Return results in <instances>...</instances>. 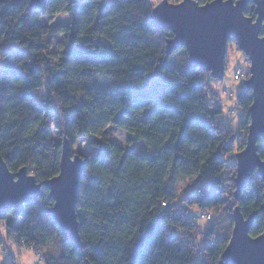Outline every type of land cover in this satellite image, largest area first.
Listing matches in <instances>:
<instances>
[{
	"label": "trees",
	"instance_id": "trees-1",
	"mask_svg": "<svg viewBox=\"0 0 264 264\" xmlns=\"http://www.w3.org/2000/svg\"><path fill=\"white\" fill-rule=\"evenodd\" d=\"M30 1L0 0V155L10 171L26 166L43 182L59 173L65 139L72 149L89 143L88 154L77 152L86 163L76 205L83 245L49 215L47 190L22 213L0 214L9 238L42 253L44 264H225L236 206L245 217L256 213L249 233L259 236L264 180L254 173L236 199L229 161L237 137L246 145L252 91L242 85L235 130L187 49L167 53L173 33L152 25L153 0H40L29 9ZM245 11L255 16V4ZM60 13L68 24L43 23ZM109 125L127 131V147L109 139ZM195 176L212 191L191 189L177 204L178 179ZM191 207L212 213L207 226L188 217ZM55 239L59 254L47 249Z\"/></svg>",
	"mask_w": 264,
	"mask_h": 264
},
{
	"label": "water",
	"instance_id": "water-1",
	"mask_svg": "<svg viewBox=\"0 0 264 264\" xmlns=\"http://www.w3.org/2000/svg\"><path fill=\"white\" fill-rule=\"evenodd\" d=\"M39 1L31 0L28 8L36 7ZM250 2L255 4V16L246 15ZM151 15L153 26L173 33L166 42L167 53L185 47L194 70L209 72L217 79L223 77L231 39L250 62V76L244 85L252 91L253 103L248 109L251 123L244 149L235 154L234 196L238 199L254 173L264 180V158L259 155V150L264 147V0H212L204 4L184 0L182 6L172 2L162 4L161 0ZM61 152L59 173L43 182L30 174L26 166L17 172L10 171L0 155V214L7 215L10 210L22 213L25 204L39 200L48 189L49 197L54 201L48 208L49 215L64 237L81 248L83 240L76 205L86 163L82 155L73 152L67 139L62 143ZM262 210L264 212V206ZM233 212L232 235L222 254L224 263L264 264V229L255 241L249 233L256 213L245 217L239 206ZM85 263L92 264L88 260Z\"/></svg>",
	"mask_w": 264,
	"mask_h": 264
},
{
	"label": "rangeland",
	"instance_id": "rangeland-1",
	"mask_svg": "<svg viewBox=\"0 0 264 264\" xmlns=\"http://www.w3.org/2000/svg\"><path fill=\"white\" fill-rule=\"evenodd\" d=\"M155 3H159L161 0H153ZM172 3H177L178 0H170ZM43 23L47 25H60V24H68L70 22L69 15L66 13H60L56 15H49L42 18ZM64 39V34L55 35L52 38V41L55 43H60ZM227 66L226 72L221 78H214L211 76L209 72L203 71V76L206 80L208 91H213L215 93V101L217 103H221L223 105V113L220 118L224 120L225 123H230L232 127L237 130L239 128V122L242 119L243 111L238 107V96L241 93L242 85L244 84V79L236 80L234 78V74L236 71L242 70L245 73H249L250 70V62L247 60V56L245 53L238 49L237 45L234 43H230L227 53ZM0 65L2 62L0 61ZM102 81V84L105 85L106 89L109 88V81L99 77ZM230 92L233 93V96L229 98ZM107 128L108 136L111 141L117 146L127 147L129 145L128 133L124 129H120L109 125ZM244 133V132H243ZM247 134H243L241 139L246 140ZM240 137H237L236 147L234 149L233 154L230 155L229 161L235 162L236 156L235 154L242 150L240 149ZM144 142H138L135 145V149L140 151V147ZM89 143L81 142L74 147V152L88 154L89 152ZM30 173V172H29ZM31 174V173H30ZM203 189L204 191H212V186L205 183L204 180L195 176L189 178H180L178 179L176 185V192H178V198L176 199V203L179 204L183 198H185L186 193L189 190L193 189ZM47 190V191H46ZM46 192H49L48 189H45ZM45 192V193H46ZM188 212L198 211L196 207H191L187 210ZM11 215L8 216L7 220H9ZM19 225L23 223L22 219H19ZM208 221L198 220L197 224L203 226H207ZM61 241L59 239H55L48 244L47 249L51 253L59 254L61 250ZM45 251V250H44ZM44 264L43 262V254L36 253L34 248L30 247H22L15 240L9 238L7 233V225L3 222L0 225V264Z\"/></svg>",
	"mask_w": 264,
	"mask_h": 264
},
{
	"label": "built area",
	"instance_id": "built-area-1",
	"mask_svg": "<svg viewBox=\"0 0 264 264\" xmlns=\"http://www.w3.org/2000/svg\"><path fill=\"white\" fill-rule=\"evenodd\" d=\"M178 3V2H177ZM250 76L249 73H245L242 70L240 71H236L234 74V78L236 80H240V79H248V77ZM233 96V93L230 92L229 94V98H231ZM195 191H197V194L201 197V196H205L206 195V191H204L202 188L201 189H196ZM165 206H167V203H163ZM176 214H179V210L176 208L174 211ZM188 217L190 219H192L193 221H198V220H204V221H210L212 219V213L210 212H206L204 210H198V211H194V212H188Z\"/></svg>",
	"mask_w": 264,
	"mask_h": 264
},
{
	"label": "snow or ice",
	"instance_id": "snow-or-ice-1",
	"mask_svg": "<svg viewBox=\"0 0 264 264\" xmlns=\"http://www.w3.org/2000/svg\"><path fill=\"white\" fill-rule=\"evenodd\" d=\"M170 2V0H162V4L163 3H169ZM178 3L182 6L183 5V3H184V0H178ZM204 6H201V8H203ZM253 239V241H255L256 240V237H253L252 238Z\"/></svg>",
	"mask_w": 264,
	"mask_h": 264
}]
</instances>
